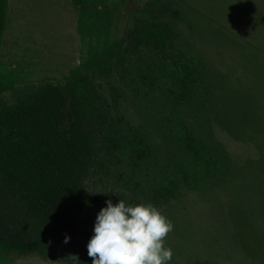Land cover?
I'll return each instance as SVG.
<instances>
[{
    "label": "rangeland",
    "instance_id": "374dc122",
    "mask_svg": "<svg viewBox=\"0 0 264 264\" xmlns=\"http://www.w3.org/2000/svg\"><path fill=\"white\" fill-rule=\"evenodd\" d=\"M163 2L181 16L169 20L167 54L133 50L109 78L120 101L101 145L114 164L108 182L126 204L151 203L171 221L170 264H264V0ZM9 4L0 67L25 69L20 88L64 81L80 62L71 0ZM132 26L125 13L115 34ZM82 231L54 244L58 261L13 264H79Z\"/></svg>",
    "mask_w": 264,
    "mask_h": 264
},
{
    "label": "trees",
    "instance_id": "16d2710c",
    "mask_svg": "<svg viewBox=\"0 0 264 264\" xmlns=\"http://www.w3.org/2000/svg\"><path fill=\"white\" fill-rule=\"evenodd\" d=\"M71 2L80 62L64 81L20 88L25 69L0 67V264L29 256L60 260L56 242L81 228L88 243L93 234L83 226L106 201L121 200L108 182L113 161L101 149L120 101L109 78L133 50L166 55L175 36L169 20L181 17L163 0L136 10L126 8L128 0ZM9 3L0 0V50ZM125 13L132 14L133 26L118 37L114 27ZM84 255L75 260L92 264L87 250Z\"/></svg>",
    "mask_w": 264,
    "mask_h": 264
},
{
    "label": "clouds",
    "instance_id": "9594fccd",
    "mask_svg": "<svg viewBox=\"0 0 264 264\" xmlns=\"http://www.w3.org/2000/svg\"><path fill=\"white\" fill-rule=\"evenodd\" d=\"M172 230L171 221L151 203L108 200L96 216L87 255L92 264H170L173 252L164 241ZM69 240L66 236L64 242Z\"/></svg>",
    "mask_w": 264,
    "mask_h": 264
}]
</instances>
